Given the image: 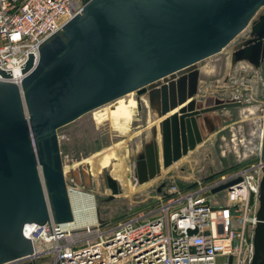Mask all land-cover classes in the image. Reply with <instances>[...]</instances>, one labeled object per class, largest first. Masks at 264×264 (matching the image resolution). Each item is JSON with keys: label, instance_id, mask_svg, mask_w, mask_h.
I'll use <instances>...</instances> for the list:
<instances>
[{"label": "water", "instance_id": "obj_1", "mask_svg": "<svg viewBox=\"0 0 264 264\" xmlns=\"http://www.w3.org/2000/svg\"><path fill=\"white\" fill-rule=\"evenodd\" d=\"M262 6L264 0H84L81 11L40 43L38 57L29 54L20 82L0 70V264L34 253L32 240L23 234L26 223L76 218L59 127L137 91L160 120L137 152L134 175L138 184L160 176L216 130L215 122L222 124L220 114L210 113L240 102L199 97V61L249 26V37L231 49L232 64L246 60L260 66ZM106 180L108 202L122 187L111 174ZM128 214L103 218L99 207L95 211L100 228ZM253 242L251 264H264V166Z\"/></svg>", "mask_w": 264, "mask_h": 264}, {"label": "built area", "instance_id": "obj_2", "mask_svg": "<svg viewBox=\"0 0 264 264\" xmlns=\"http://www.w3.org/2000/svg\"><path fill=\"white\" fill-rule=\"evenodd\" d=\"M83 5L84 0H0V70L20 82L29 54L38 57L40 43ZM263 166L260 156L255 165L214 174L208 182L181 168L178 180L169 176L175 179L158 184L154 208L129 212L104 228L76 218L26 223L23 234L34 253L4 264H218L220 258L223 264H251ZM237 178L225 203H210L207 193Z\"/></svg>", "mask_w": 264, "mask_h": 264}, {"label": "rangeland", "instance_id": "obj_3", "mask_svg": "<svg viewBox=\"0 0 264 264\" xmlns=\"http://www.w3.org/2000/svg\"><path fill=\"white\" fill-rule=\"evenodd\" d=\"M262 12L264 6L259 9V13ZM249 32L248 26L221 51L199 61L201 84L198 96L211 93L240 102L210 113H220L222 124L215 122L216 130L187 156L165 169L159 179L140 185L134 175L136 154L151 136L152 126L156 123L151 114L153 110L142 98L144 95L137 91L59 127L64 165L70 169L67 173L70 197L76 210L99 207L103 218L142 208L148 211L154 208L151 203L155 201L158 184L166 178L168 182L178 180V175H184L181 168H185L188 177L208 182L215 178L208 180L211 174H229L259 161L264 129V61L257 69L249 62L250 66H246V60L238 61L229 79L224 80L232 68V47ZM139 96L142 99L137 105ZM76 163H79L77 167L73 165ZM111 173L123 184L125 193L106 202L104 199L111 194L106 176ZM73 178L77 179V190L72 188ZM206 196L210 203H225L227 189ZM223 262L224 258H220L218 264Z\"/></svg>", "mask_w": 264, "mask_h": 264}, {"label": "bare ground", "instance_id": "obj_4", "mask_svg": "<svg viewBox=\"0 0 264 264\" xmlns=\"http://www.w3.org/2000/svg\"><path fill=\"white\" fill-rule=\"evenodd\" d=\"M246 63H245V65L246 66H250V62L248 63V61H245ZM252 67V66H251ZM14 72H16L17 73V69H15L14 70ZM129 93H132V92H129ZM129 93H127V94H129ZM121 97H123V96H121ZM121 97H119V98H121ZM145 98V97H144ZM118 99V98H117ZM146 99V98H145ZM138 103H139V101L137 100V105H138ZM146 103H147V105L149 104L148 103V101H146ZM151 114H153V116H154V113L152 112ZM154 118H156L155 116H154ZM159 120L160 119H158V118H156L155 119V124H157L158 125V122H159ZM158 139H159V142L161 141V135H160V133H159V136H158ZM198 146V145H197ZM193 150V149H192ZM192 150H190L189 151V153L192 151ZM188 153V154H189ZM187 154V155H188ZM187 155H184L183 156V158L185 157V156H187ZM183 158H181V159H183ZM180 159V160H181ZM179 160V161H180ZM178 162V161H177ZM176 163V162H175ZM174 163V164H175ZM171 167V166H170ZM64 169H65V173L67 174L68 173V171H70V169L68 168V166H65L64 167ZM167 169V168H166ZM165 169H163L162 170V172L164 171ZM111 175L115 178V179H117L112 173H111ZM160 178V176H158V177H156V178H154L155 180H157V179H159ZM118 181H119V179H117ZM69 183V182H68ZM119 183L121 184V187H122V192L120 193V194H117V196H119V195H122V194H124L125 193V190H124V186H123V184L119 181ZM144 184V183H143ZM78 185V184H77ZM140 185H142V184H140ZM68 187H69V185H68ZM79 187V185L78 186H72V188L74 189V190H77V188ZM109 190V189H108ZM69 194H70V191H69ZM71 196V195H70ZM71 198V197H70ZM72 201V200H71ZM72 205H73V208H74V210H75V212H76V221H78V222H80V223H91V222H93V221H96V216H95V211H96V209H92V208H87L88 210H84L83 209V213H81V212H79L78 210H76V208L74 207V204H73V202H72Z\"/></svg>", "mask_w": 264, "mask_h": 264}, {"label": "flooded vegetation", "instance_id": "obj_5", "mask_svg": "<svg viewBox=\"0 0 264 264\" xmlns=\"http://www.w3.org/2000/svg\"><path fill=\"white\" fill-rule=\"evenodd\" d=\"M250 33V32H249ZM249 33H248V36H246V37H244L243 39H241L240 41H242V40H244V39H246V38H248L249 37ZM239 41V42H240ZM238 42V43H239ZM230 55H231V52H230ZM230 61H231V64H232V59L230 58ZM240 61H243V60H240ZM264 61V60H263ZM263 61L261 62V64L263 63ZM238 62V61H237ZM237 62L235 63V64H232L231 66H232V68H231V70L230 71H228L227 73H226V75H225V79L224 80H228L229 79V77H230V74L233 72V70H234V68H235V65L237 64ZM261 64H260V66H261ZM254 66V65H253ZM260 66H258V67H256V66H254V68L255 69H257V68H259ZM200 84H201V70H200ZM199 88H200V85H199ZM208 94H211V93H208ZM208 94H206L203 98H205ZM220 97V96H219ZM222 98V97H221ZM224 98V97H223ZM227 98V97H226ZM230 107V106H229ZM225 108H227V107H220L219 109H217L216 111H219V110H222V109H225ZM216 114H220V113H214V116L215 117H217V115ZM140 151V150H139ZM136 156H137V154H136ZM78 164L79 163H76V164H73V165H75V167H77L78 166ZM73 167V166H72ZM73 182H75L76 184H78L77 183V179L76 178H73ZM106 182H107V180H106ZM85 183V182H84ZM87 185V184H86ZM108 185V184H107Z\"/></svg>", "mask_w": 264, "mask_h": 264}, {"label": "crops", "instance_id": "obj_6", "mask_svg": "<svg viewBox=\"0 0 264 264\" xmlns=\"http://www.w3.org/2000/svg\"><path fill=\"white\" fill-rule=\"evenodd\" d=\"M199 68H200V66H199ZM200 69H201V68H200ZM78 211H79V212H81V213H83V212H84V211H83V210H81V209H79Z\"/></svg>", "mask_w": 264, "mask_h": 264}]
</instances>
